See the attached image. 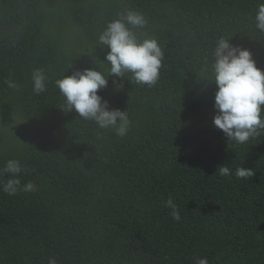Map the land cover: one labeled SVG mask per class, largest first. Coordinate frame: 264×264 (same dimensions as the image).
Masks as SVG:
<instances>
[{"label": "trees", "instance_id": "1", "mask_svg": "<svg viewBox=\"0 0 264 264\" xmlns=\"http://www.w3.org/2000/svg\"><path fill=\"white\" fill-rule=\"evenodd\" d=\"M264 0H0V168L18 159L21 186L0 177V264H264V131L237 144L213 124L212 52L221 37L250 49L264 69ZM76 24L68 38L56 15ZM127 10L145 15L139 38L155 37L164 57L155 86L110 76L99 94L131 121L121 137L73 110L58 79L76 69H109L98 45ZM79 30L89 47L79 45ZM43 69L46 91H33ZM107 76V73H105ZM18 88H9L7 80ZM123 83L117 90L116 83ZM6 141V144H4ZM5 145V146H4ZM232 172L221 176L218 166ZM255 175L238 179L235 170ZM172 198L181 219L165 202Z\"/></svg>", "mask_w": 264, "mask_h": 264}, {"label": "clouds", "instance_id": "2", "mask_svg": "<svg viewBox=\"0 0 264 264\" xmlns=\"http://www.w3.org/2000/svg\"><path fill=\"white\" fill-rule=\"evenodd\" d=\"M255 20L256 27L264 32V3L258 5ZM147 23L145 15L134 10H127L119 18L110 21L98 37V45L109 49L104 61L110 68L76 69L71 75L58 79L56 85L65 98L60 108L66 112L74 110L79 117L94 121L100 129H112L117 135L125 136L131 124L127 111L110 108L109 101L99 94V90L107 87L110 76L129 79L128 73L132 74L129 79L131 82L149 87L156 85L164 52L155 37L141 39L134 31L144 28ZM212 57L211 81L217 86L213 124L229 142L245 144L264 131V69L257 66L250 49L233 45L230 39L223 37L217 40ZM32 81L35 94L46 91L43 69L33 70ZM6 83L9 88H18L10 79ZM116 88L122 89L123 83H116ZM24 170L18 159H9L0 168V177L11 174L2 185L3 191L9 196L19 191L37 190L32 181L21 186L20 174ZM217 172L221 176L232 174L227 164L218 166ZM234 174L238 179H247L253 177L255 172L251 168L240 167ZM165 206L172 209L173 219H181L178 206L171 197ZM48 264H57V261L50 257ZM196 264H209V261L206 257H198Z\"/></svg>", "mask_w": 264, "mask_h": 264}, {"label": "rangeland", "instance_id": "3", "mask_svg": "<svg viewBox=\"0 0 264 264\" xmlns=\"http://www.w3.org/2000/svg\"><path fill=\"white\" fill-rule=\"evenodd\" d=\"M59 16H60V18H59ZM58 18L60 19L59 22H60L61 28L64 30V32L66 33L68 38H70L74 43V41L78 37V33L76 32L77 26L74 23L73 19L71 18L69 13H67L66 10L58 13L56 15V19H58ZM78 40H79V45L81 47H83V48L89 47L88 42L86 40H84V34L80 30H79ZM7 120H8V118H0V132L2 134L6 133V134L19 135L22 132V130L24 129V127H22L21 123H18L16 126L12 127L10 125L11 123L8 122ZM4 144H6V141ZM2 145L0 144V149L2 148Z\"/></svg>", "mask_w": 264, "mask_h": 264}]
</instances>
